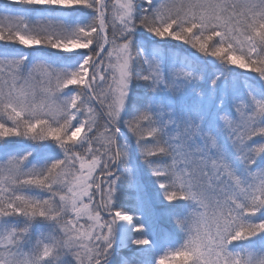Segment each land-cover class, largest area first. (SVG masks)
<instances>
[{
    "label": "snow or ice",
    "instance_id": "obj_1",
    "mask_svg": "<svg viewBox=\"0 0 264 264\" xmlns=\"http://www.w3.org/2000/svg\"><path fill=\"white\" fill-rule=\"evenodd\" d=\"M0 264H264V0H0Z\"/></svg>",
    "mask_w": 264,
    "mask_h": 264
},
{
    "label": "trees",
    "instance_id": "obj_2",
    "mask_svg": "<svg viewBox=\"0 0 264 264\" xmlns=\"http://www.w3.org/2000/svg\"><path fill=\"white\" fill-rule=\"evenodd\" d=\"M129 253L125 252V255H128Z\"/></svg>",
    "mask_w": 264,
    "mask_h": 264
}]
</instances>
